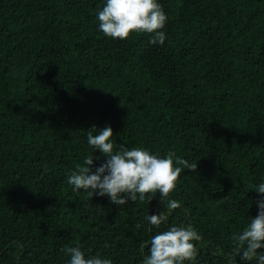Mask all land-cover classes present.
I'll use <instances>...</instances> for the list:
<instances>
[{
  "label": "trees",
  "instance_id": "1",
  "mask_svg": "<svg viewBox=\"0 0 264 264\" xmlns=\"http://www.w3.org/2000/svg\"><path fill=\"white\" fill-rule=\"evenodd\" d=\"M157 2L163 45L106 36V0H0V264H69L65 246L142 264L174 225L202 236L194 264H251L231 238L264 195L251 189L264 182V0ZM93 126H111L114 150L197 163L170 193L180 207L169 214L159 191L123 206L74 192L86 156L92 171L107 160ZM161 211L153 228L144 218Z\"/></svg>",
  "mask_w": 264,
  "mask_h": 264
},
{
  "label": "clouds",
  "instance_id": "2",
  "mask_svg": "<svg viewBox=\"0 0 264 264\" xmlns=\"http://www.w3.org/2000/svg\"><path fill=\"white\" fill-rule=\"evenodd\" d=\"M96 18L99 30L108 37L126 40L133 33H147L150 44L163 45L166 40L163 29L168 18L157 0H106ZM95 129L93 126L87 133L88 145L93 152L99 149L107 160L92 171L93 155L86 156L83 163L67 176V183L73 186L74 192L83 190L90 200L94 195H107L112 203L123 206L129 201L143 202L146 196L151 201L159 191L161 203L169 214L180 207L177 200L170 198V193L176 188L181 173L185 169L195 171L197 163H189L174 151L159 156L141 147L127 149L122 145L119 150H114L111 126H105L93 135ZM251 189L264 194V182ZM257 205L258 214L231 239L235 256L251 264H264V251H258L264 249V195L257 200ZM144 219L159 229L168 220V215L161 211ZM201 240L202 236L191 226H171L145 242L150 254L142 264H194L199 249L193 241ZM61 251L71 257L69 264H113L111 259L99 254L86 257L79 246H65Z\"/></svg>",
  "mask_w": 264,
  "mask_h": 264
}]
</instances>
